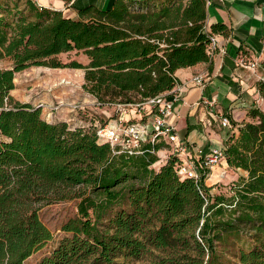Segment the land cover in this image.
Masks as SVG:
<instances>
[{
    "label": "trees",
    "instance_id": "trees-1",
    "mask_svg": "<svg viewBox=\"0 0 264 264\" xmlns=\"http://www.w3.org/2000/svg\"><path fill=\"white\" fill-rule=\"evenodd\" d=\"M72 6L78 17L37 0H0V62L11 61L0 66V264H24L52 240L39 207L73 198L78 215L35 264H129L120 260L147 254L151 264H217L224 233L243 224L264 231L263 108L251 107L239 125L231 118L222 149L228 164L248 176L226 195L213 193L205 179L179 175L175 155L156 168L163 143L156 152L115 153L99 140L107 118L96 106L77 112L86 114L82 123L50 122L41 107L11 91L16 73L31 66L84 68L83 88L98 102L140 101L172 90L181 82L179 68L211 64L210 35H228L229 25L208 24V0ZM75 49L87 64L61 58ZM231 264H264V239Z\"/></svg>",
    "mask_w": 264,
    "mask_h": 264
},
{
    "label": "crops",
    "instance_id": "crops-1",
    "mask_svg": "<svg viewBox=\"0 0 264 264\" xmlns=\"http://www.w3.org/2000/svg\"><path fill=\"white\" fill-rule=\"evenodd\" d=\"M73 2L74 0H69L66 4L64 0H42L40 4L78 14L77 9L72 6ZM91 2L106 8L105 4L113 3L114 0H79V5L85 6ZM66 15L72 16L67 13ZM207 21L209 25L224 22L229 25L230 32L228 35L216 34L218 48L212 55L211 64L210 62H200L193 66L179 68L176 71L181 81L180 85H183V94L171 117V120L176 123L179 133L190 144L195 160L199 159L197 155L199 149L208 153L225 146L227 133L231 128L222 125L221 115H228L239 125L250 119L248 110L251 107L263 108L261 105L264 102V90L260 85L264 82V0H210ZM79 61L87 64L89 59L87 57V59ZM253 62L256 63L255 67L250 65ZM37 67H41L45 71L58 72L63 79L65 76L80 75V79H77L78 85H75L77 83L74 82L73 86H80L82 91L87 94L83 95L84 98L91 100V103L96 100L93 94L83 88L84 68ZM19 74H22L21 71L16 73V87L11 93L20 101L32 103L35 107H41L35 102L42 96L49 100L54 95L64 96V99H76L81 96L79 92L69 93L70 89H59L58 87L52 89V80L47 78L44 79L46 83H44L39 96H36V78L25 83L27 88L30 87L27 92H17ZM199 74L204 75L202 82L194 80V77ZM48 87L51 88V91L47 90ZM74 87L72 90L75 89ZM204 99H209L210 103H205ZM63 110L57 111L55 116L49 115L47 120L50 122L61 120L75 123L84 122L83 119L75 116V113L71 115L70 112L73 111L68 107ZM67 110L68 112H66ZM42 116L45 117L43 108ZM169 154H171V146L164 144L158 150L160 159L154 166L159 168L167 161ZM230 167L226 158L223 159L215 166L211 176L206 179V184L212 186V189L215 188L214 185L228 175ZM237 169L239 170L237 179L241 176H248V171L242 168Z\"/></svg>",
    "mask_w": 264,
    "mask_h": 264
},
{
    "label": "built area",
    "instance_id": "built-area-1",
    "mask_svg": "<svg viewBox=\"0 0 264 264\" xmlns=\"http://www.w3.org/2000/svg\"><path fill=\"white\" fill-rule=\"evenodd\" d=\"M210 0H208V3ZM210 54L213 55L218 48L216 34L210 35ZM264 52V45H263ZM252 67L256 66L253 62ZM203 74L196 75L194 80L202 82ZM183 85L178 83L172 90L161 92L136 102H107L100 103L97 99L93 103H78L76 101L59 100L56 104L46 105L51 110L68 107L73 112L96 106L106 114L107 121L99 124L97 134L99 140L108 142L115 153L138 155L146 151L156 152L158 143L169 144L171 154L178 157L177 172L182 177H191L201 181L211 176L215 166L225 159L223 149H214L204 153L197 150L198 160H195L190 144L178 130L175 122L171 120L175 106L182 98ZM96 98V97H95ZM210 103L209 99H204ZM44 105V104H42ZM113 109V112H110ZM105 112V113H104ZM224 127L232 128V121L228 115H221ZM166 158V157H165Z\"/></svg>",
    "mask_w": 264,
    "mask_h": 264
},
{
    "label": "rangeland",
    "instance_id": "rangeland-1",
    "mask_svg": "<svg viewBox=\"0 0 264 264\" xmlns=\"http://www.w3.org/2000/svg\"><path fill=\"white\" fill-rule=\"evenodd\" d=\"M38 2L42 0H37ZM65 3L67 4L69 0H64ZM53 4V3H52ZM113 3L105 4V7L108 8L112 5ZM52 7V6H50ZM55 8V7H53ZM63 11V10H62ZM63 13L66 15L67 14H72L74 17H78V14L69 12V10L63 11ZM61 58L64 59L65 61H70L71 59H78V60H85L87 59V55L82 51V50H73L70 52H66L61 54ZM11 64V61L9 59L2 60L0 62L1 67L9 66ZM27 70V71H26ZM43 68L37 67V66H31L28 69H25L21 71L22 74L18 75V87L19 89L17 92H23V91H28L25 83L27 81H32L33 79L36 78V96H39L44 83L45 78L48 80H52V89L55 87H58L59 89L64 88V89H70L69 93L73 92H79L81 93V96H79L76 99H64V96H53L51 100L47 99L46 97H39L38 101L35 102L38 106H41L43 109H45V119L49 118V115L55 116L57 111H64L63 108L66 107H61L58 110H51L50 107L46 106L51 105V104H56L59 100L63 101H76L78 103H91V100H88L84 98L83 95L85 94L80 86L74 87L73 83H77L75 85H78V80L80 79V75L74 74L73 77L65 76L63 79L62 76L58 72H53L52 70H47L45 69L43 71ZM26 71V72H25ZM59 75V76H58ZM63 79V80H62ZM78 79V80H77ZM71 86V87H70ZM75 88L72 90V88ZM40 88V89H39ZM51 88L48 87L47 90L51 91ZM84 93V94H83ZM50 103V104H49ZM44 104V105H42ZM264 109V102H262L261 105ZM113 109H110V112ZM99 111V110H98ZM68 112V110L66 111ZM71 115L78 116L79 118L82 119H87L85 117L86 114H78L77 112H70ZM105 113V112H104ZM70 115V116H71ZM102 118H106V114H99ZM1 139V136H0ZM238 169L230 167L228 175L224 176L219 182H217L214 186L215 188L212 189L213 193H225L226 195H232L234 194V191L232 190L233 183L238 181ZM78 198H73V199H68V200H62V201H57L53 203H48V204H42L39 207V215L41 219L44 221V223L53 231L54 237L52 240L47 242L42 248L34 252L29 258H27L24 262V264H35L37 263L42 257L45 255L49 254L53 248L59 243L62 237L66 235V233L62 230V225L70 218L75 217L78 215ZM126 207L127 204L123 203ZM122 204L118 205L116 209H114V212L120 208ZM258 225L254 226L252 224H243L237 232H232V233H224L223 238L221 240H218L216 242V247H217V253H218V260L217 264H231V263H237L239 261V255L240 252L243 250H248L255 246L260 240L264 239V231L259 230ZM152 255L147 254L141 258H129V259H121L120 261H126L129 264H151L152 262Z\"/></svg>",
    "mask_w": 264,
    "mask_h": 264
}]
</instances>
